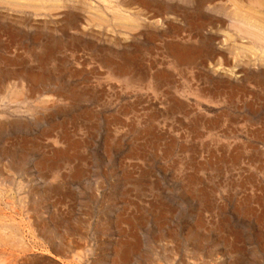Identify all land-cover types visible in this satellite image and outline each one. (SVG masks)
Wrapping results in <instances>:
<instances>
[{
  "label": "rangeland",
  "instance_id": "obj_1",
  "mask_svg": "<svg viewBox=\"0 0 264 264\" xmlns=\"http://www.w3.org/2000/svg\"><path fill=\"white\" fill-rule=\"evenodd\" d=\"M0 264H264V0H0Z\"/></svg>",
  "mask_w": 264,
  "mask_h": 264
},
{
  "label": "bare ground",
  "instance_id": "obj_2",
  "mask_svg": "<svg viewBox=\"0 0 264 264\" xmlns=\"http://www.w3.org/2000/svg\"><path fill=\"white\" fill-rule=\"evenodd\" d=\"M170 13V12H169Z\"/></svg>",
  "mask_w": 264,
  "mask_h": 264
}]
</instances>
